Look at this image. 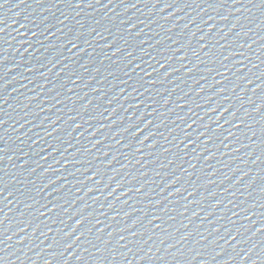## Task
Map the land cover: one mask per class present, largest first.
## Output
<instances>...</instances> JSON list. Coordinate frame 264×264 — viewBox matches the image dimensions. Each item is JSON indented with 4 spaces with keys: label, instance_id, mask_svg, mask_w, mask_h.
<instances>
[{
    "label": "water",
    "instance_id": "95a60500",
    "mask_svg": "<svg viewBox=\"0 0 264 264\" xmlns=\"http://www.w3.org/2000/svg\"><path fill=\"white\" fill-rule=\"evenodd\" d=\"M0 4V213L264 116L261 0Z\"/></svg>",
    "mask_w": 264,
    "mask_h": 264
},
{
    "label": "snow or ice",
    "instance_id": "6c2138e0",
    "mask_svg": "<svg viewBox=\"0 0 264 264\" xmlns=\"http://www.w3.org/2000/svg\"><path fill=\"white\" fill-rule=\"evenodd\" d=\"M261 4L264 5V0H261ZM77 7H79V3L76 4ZM0 7H3V4H0ZM69 43H72L71 41H69ZM76 44H73V47H76ZM4 122L0 121V125H2ZM4 149H0V152H3ZM4 187H6V185H4ZM2 191H0V195H2Z\"/></svg>",
    "mask_w": 264,
    "mask_h": 264
}]
</instances>
